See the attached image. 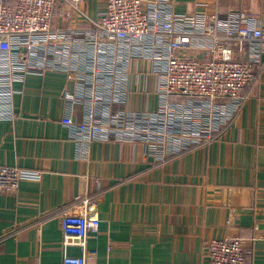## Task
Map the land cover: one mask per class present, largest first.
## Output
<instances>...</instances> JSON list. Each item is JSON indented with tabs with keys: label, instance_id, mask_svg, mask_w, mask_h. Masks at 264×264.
Listing matches in <instances>:
<instances>
[{
	"label": "crops",
	"instance_id": "1",
	"mask_svg": "<svg viewBox=\"0 0 264 264\" xmlns=\"http://www.w3.org/2000/svg\"><path fill=\"white\" fill-rule=\"evenodd\" d=\"M168 1L187 16L239 26L244 13L264 25V0ZM104 10L102 0L76 8L58 0L52 28L87 29ZM160 49L137 43L129 63L117 66L111 79L118 97L111 107L108 99L100 104L98 118L122 121L92 142L76 140L75 127L63 122L69 113L85 119L84 102L71 110L63 96L84 93V79L49 70L15 82L10 104L0 107V165L40 179L0 195V264H62L65 254L82 255V247L64 245L61 216L84 207L100 218L98 236L87 241L98 254L89 264H210L209 243L234 235L243 239L244 264H264V52L238 106L230 98L207 106L172 95L165 108ZM250 49L255 56L257 45ZM187 53L209 56L203 43ZM205 114L210 136L196 132Z\"/></svg>",
	"mask_w": 264,
	"mask_h": 264
},
{
	"label": "built area",
	"instance_id": "2",
	"mask_svg": "<svg viewBox=\"0 0 264 264\" xmlns=\"http://www.w3.org/2000/svg\"><path fill=\"white\" fill-rule=\"evenodd\" d=\"M82 1L72 3L76 8ZM102 2L105 10L91 27L54 29L52 18L58 0H0V107L8 106L16 81L28 74L61 70L69 79L85 80L84 93H63L71 110L84 102L85 119L73 118L69 113L63 122L75 127L76 140L92 142L104 138L110 134L107 126L122 121L119 115L108 116L105 123L98 118L100 104L108 99L111 107L118 97L112 88V73L120 62L129 63L136 44L144 41L161 48L155 57L163 62L159 75L165 108L172 95L195 98L207 106L230 98L238 106L255 82L253 65L264 52V25L246 14H239V26H233L231 21L225 23L215 15L177 13L169 7L168 0ZM199 43L208 48L209 56L187 53ZM252 44L257 45V53L248 57ZM106 66L111 68L107 77ZM98 84L109 90L110 97ZM209 115L205 114L208 120L197 119V134L208 129L210 136L214 131ZM39 179L38 172L0 165V195L16 194L22 182ZM61 226L64 245L75 244L84 250L82 255L65 254L62 264H89L97 259V251L87 248V241L98 236L99 217L84 207L80 212L63 214ZM206 254L210 264H244L246 260L243 239L237 235L214 238Z\"/></svg>",
	"mask_w": 264,
	"mask_h": 264
}]
</instances>
